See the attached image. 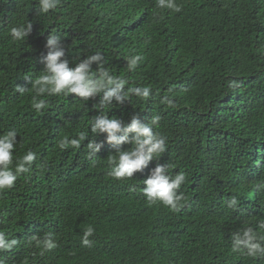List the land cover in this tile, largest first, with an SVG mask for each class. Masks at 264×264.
Segmentation results:
<instances>
[{
  "label": "trees",
  "instance_id": "16d2710c",
  "mask_svg": "<svg viewBox=\"0 0 264 264\" xmlns=\"http://www.w3.org/2000/svg\"><path fill=\"white\" fill-rule=\"evenodd\" d=\"M177 3L180 12L159 9L156 0H60L42 13L38 0H0V135L17 132L16 157L37 153L30 172L0 192V230L20 242L0 253L5 264H264L231 250L234 232L264 234V189L257 187L264 183V0ZM29 22V36L14 41L9 29ZM51 33L62 37L70 66L101 52L103 67L129 81L126 89L151 88L148 99L131 95L105 110L125 122L161 117L167 150L133 178L108 175L115 146L90 125L102 112L99 95L45 94L48 107L32 108V81L43 73ZM135 54L145 59L129 70ZM81 131L88 138L79 149L59 148L64 135ZM94 139L102 147L90 158L86 145ZM157 164L187 177L179 212L143 195ZM233 197L236 209L228 207ZM89 225L95 232L85 247ZM46 233L57 247L41 254L32 237Z\"/></svg>",
  "mask_w": 264,
  "mask_h": 264
},
{
  "label": "clouds",
  "instance_id": "9594fccd",
  "mask_svg": "<svg viewBox=\"0 0 264 264\" xmlns=\"http://www.w3.org/2000/svg\"><path fill=\"white\" fill-rule=\"evenodd\" d=\"M60 0H38L39 12L48 13L54 10ZM159 9H169L180 12L182 5L177 0H156ZM32 31V23L20 24L9 29V34L14 41H23ZM46 47L49 49L44 57L43 73L32 81L31 91L32 108L40 113L48 107L45 99H41L45 94L57 96L76 94L78 97L88 100L89 98L100 96L96 108L101 109L100 115L91 121L92 133L106 134V140L114 144L116 155L108 158L112 165L108 175L117 180L131 179L134 173L142 171L153 159H158L167 150V137L158 131L161 117L154 115L147 122L142 121L138 116H133L130 122H125L118 118H110L106 109L113 107V101L124 103L131 95L141 99H148L151 95L149 86L129 87V81L123 77L115 76L103 67L104 56L101 52L87 55L74 67L65 57V46L62 37L58 34H50L47 38ZM145 58L140 54H135L127 58L129 70H135ZM93 63L98 67L93 72ZM17 90L23 94L25 88L18 86ZM163 102L174 107V102L165 96ZM133 133V135H128ZM88 138V132L81 131L78 138H70L64 135L59 140L61 150L69 147L79 149L81 144ZM132 144L128 150H124L122 145ZM17 146V132L9 130L0 135V192L14 187L21 174L28 173L33 163L37 159V153L28 150L22 157L14 156V149ZM91 158L102 147L95 139L86 145ZM184 172H179L175 176L169 174L168 165L157 164L150 172L148 178L144 180L146 187H143V195L149 205L160 203L173 212H179L185 199L180 192L181 185L186 182ZM264 189V183L257 186ZM228 207L236 209L238 201L236 197L231 198ZM6 215L0 214V224L4 223ZM95 228L91 225L83 231L82 246L91 247ZM232 252H238L249 258L258 256L264 257V234L245 228L242 231L232 233ZM32 240L35 246L44 251H51L57 247V242L51 233H46L43 238L33 235ZM17 238H10L9 234L0 230V253L13 250L19 245ZM0 264H5V259L0 257Z\"/></svg>",
  "mask_w": 264,
  "mask_h": 264
}]
</instances>
